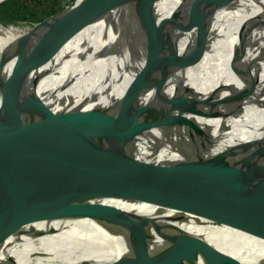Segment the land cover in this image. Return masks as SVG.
Wrapping results in <instances>:
<instances>
[{"label": "water", "instance_id": "water-1", "mask_svg": "<svg viewBox=\"0 0 264 264\" xmlns=\"http://www.w3.org/2000/svg\"><path fill=\"white\" fill-rule=\"evenodd\" d=\"M182 1L194 37L177 67L196 66L213 43L216 52L210 54L222 60L225 70L230 69L231 23L251 0ZM158 2L75 0L70 13L56 21L63 24L55 38L35 48L46 46L40 68L48 66L43 78L51 83V89L28 98L21 91L0 124V240L48 216L82 217L99 204L139 197H155L158 205L152 204L154 207L182 210L189 226H226L264 239V121L257 128L249 116L241 122L201 130L189 119L200 94L187 85L183 74L145 78L128 89L93 127L73 143H66L71 126L82 114L72 111L77 97H65L64 92L84 79L85 57L81 44L72 51L64 52V48L93 22L98 28L113 11H120L118 15L127 24L151 28L157 22ZM123 6L132 11L128 17L121 11ZM218 11L224 17L211 40ZM54 23L28 34L43 30L45 36ZM103 47L90 48L86 54L98 62ZM7 56L4 60L14 55ZM73 58L80 69L73 68L57 86L63 65ZM216 60L210 69L218 74ZM158 63L157 59L155 65ZM224 68L217 75L219 82ZM33 70L0 76L12 79ZM247 107L254 113L264 109L261 105L252 109L251 103ZM228 139L237 143L223 146ZM175 196H180L183 204L177 203ZM208 237L186 228L184 241L180 238L179 246L174 244L175 254H180L183 245L179 264H238L235 258L227 262L224 247ZM254 264H264L263 258Z\"/></svg>", "mask_w": 264, "mask_h": 264}, {"label": "bare ground", "instance_id": "bare-ground-1", "mask_svg": "<svg viewBox=\"0 0 264 264\" xmlns=\"http://www.w3.org/2000/svg\"><path fill=\"white\" fill-rule=\"evenodd\" d=\"M7 1L0 0V5ZM122 8L127 17L132 13L129 7ZM182 8L183 12L177 14ZM119 12L107 14L96 29L93 22L64 48L66 52L81 44L85 57L84 79L64 92L65 97H77L72 111L82 114L71 126L67 144L113 110L116 101L122 100L128 89L158 74H183L187 85L200 94L189 119L203 131L241 122L249 116L254 123L256 121L257 128L262 125L264 109L258 113L248 112L247 104L251 103L252 109L264 107V0H251L232 20L233 33L228 44L231 68L228 70L222 66L220 58L216 60L218 56L210 54L212 50L216 52L217 45L213 43L196 66L186 70L177 67L191 48L194 37L189 29L190 15L182 0H160L155 6L157 22L151 28L125 23L126 32H116L103 41L104 34L114 24L124 22ZM223 17L222 11L214 15L211 40ZM230 21L231 18L228 23ZM62 24V21L54 23L44 36L21 33L0 23V41L28 51L53 40ZM89 45L93 46V51L104 46L98 53V62L86 54ZM108 53L110 57L105 58L103 55ZM4 58L5 54L0 52V60ZM157 59L159 63L155 65ZM215 60V67L220 65L218 74L224 68L220 82L218 74L210 69ZM47 67L12 79L0 76V124L21 91L28 98L32 94L42 96L51 89V83L43 78ZM80 67L74 58L65 63L57 86L63 84L73 68ZM193 76L200 80H194ZM223 142V146L237 143L231 139ZM174 199L183 204L180 196ZM156 203L155 197L130 198L99 204L82 217L39 219L0 240V264H179L183 245L180 254H175L174 244L180 238L184 241L186 228L207 234L208 239L221 244L227 262L232 258L237 259L238 264H254L261 258L264 261V239L226 226H208L207 229L189 226L182 210L151 206L158 205Z\"/></svg>", "mask_w": 264, "mask_h": 264}, {"label": "rangeland", "instance_id": "rangeland-1", "mask_svg": "<svg viewBox=\"0 0 264 264\" xmlns=\"http://www.w3.org/2000/svg\"><path fill=\"white\" fill-rule=\"evenodd\" d=\"M74 2L75 0H9L0 5V23L21 33L36 32L39 26L49 27V24L66 17L70 13ZM127 30L125 22L120 21L104 34L103 41L108 40L116 32L124 33ZM42 32L43 30L38 31V33ZM87 46L88 44L85 46V50ZM89 46L91 48L92 45ZM33 49L22 50L29 52L27 54L12 53V51L18 49L13 47L12 44L0 41V52L5 54L4 59L8 58L7 55L9 54L14 55L11 59L0 60V73L6 76H14L18 73L40 68L46 55V46L40 49ZM31 50L33 51L30 52Z\"/></svg>", "mask_w": 264, "mask_h": 264}]
</instances>
